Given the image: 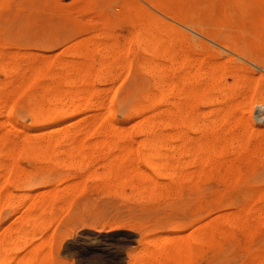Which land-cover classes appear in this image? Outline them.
<instances>
[{
  "label": "bare ground",
  "instance_id": "6f19581e",
  "mask_svg": "<svg viewBox=\"0 0 264 264\" xmlns=\"http://www.w3.org/2000/svg\"><path fill=\"white\" fill-rule=\"evenodd\" d=\"M93 1L94 0H73L69 5L73 6V10L76 15L88 18L93 16L103 18L106 22L105 25L101 24L102 27L97 29L95 27V30H92L94 32V34H92L93 37L88 38V36H86L88 39H86V37L83 40L79 38V40H75V43L71 42L72 45L66 48L60 57L55 58V60L50 61L49 57L43 54L41 55L27 52L22 54L23 61L20 65L18 59L11 63L7 62V60H5L2 56L3 51H0V75H3L4 77V80H0V118L2 116L6 118V121L0 122V212L3 209H9V218L12 221H8V225L0 223V264H57L54 250L55 231L52 229V226L54 223L57 224V222L61 219V217L60 219L57 218V213L60 212V214H62V210H67L69 212L74 201L86 192L84 178L86 179L88 177H85L84 173H82L83 176L81 175L80 171L82 168L93 170V173H91V170H89L90 172L85 173L87 174L86 176L90 175L89 180L91 182L92 179L94 181H99L107 189L117 192L119 190V193L125 191H122V189L128 188V192L145 196V199H147L146 197L159 199L166 193L167 196L170 195L171 197V193L177 191L182 192L185 190L183 189V186H178L177 181L182 184L192 182L194 178H197L198 180H209L212 179V177L214 178L217 173L220 175V172L215 173L213 170L209 169V166L212 165L211 158L214 153H212L211 157H209L203 149L199 148V150L197 149L194 153L190 151L192 148L186 149V146L189 145H186L187 141L184 139L187 137H185L187 132H182V134H180V137L182 135V149H180L182 150L181 158H190V161L187 163L183 161L178 169L172 170L167 164V150L169 148V145L167 144L168 135H164V137L162 135H157V133H161L163 130L167 131V121L164 122L163 120V122L161 121L159 124L152 123V120L150 121L148 117L145 116L146 106L145 108L142 105L141 106L143 108H135V106L128 111H122L123 119L121 121L115 120L112 102L105 104V101L103 100V95L107 93L109 94L110 90H101L102 88L99 89V86L98 89L101 90L99 91L97 86H105L108 84V81L112 82L119 79L121 77L120 72L122 70H125L124 72L127 70L128 73V70L133 68L131 67L132 61L130 60V57L132 58L135 53L137 54V49H151L149 46L152 43L154 46L157 45L158 49L161 47L165 50L167 49V44L160 40V38L157 40L156 37L153 38V36H151L158 28L156 29V24L151 22L153 19L150 21L148 19V21L143 20V23H138L139 25L136 24L137 26L135 24L132 25L133 43H136L135 46L137 49L134 50L129 46L126 50L122 51L116 45V40H113V37L111 36L112 31L108 28V25H111L113 22L122 21L131 26L130 19L133 13H131V11H133L132 9H134V7L130 10L129 8L131 7H129V5L127 6L125 2L126 7L122 9L123 4H119L121 5L119 8H121L122 11L118 12L116 17L114 16L113 18L112 16L114 14L110 16L106 11L98 12L96 3ZM131 1L135 2V0ZM144 1L165 18L168 17L175 23L182 25L190 33L200 36L204 34L206 37L209 36L208 38L211 39V42L218 45L223 50L225 49L232 53L235 52L238 57L246 59L255 64V66H260L264 70V61L258 57L259 55L256 56L255 53L253 56L248 55V53L244 50V45V48L240 45L242 44L240 41L238 42L236 39L234 40V38L231 39L230 37H225L222 32L223 30L220 28L219 29L221 31L215 30L216 26L219 27L227 24V27L235 28L239 32L253 31V23L258 21L260 22V26L264 32V0ZM98 2L100 1H97V3ZM51 4L53 3H50V5ZM27 9L28 8H26V10ZM140 10L141 9H139V11ZM60 11L62 10L60 9ZM134 11L136 15H133H135L136 19L142 18V13H137L136 10ZM30 12L32 14V11ZM51 12L52 11H50V13ZM53 14L58 16L56 11L55 13L53 12ZM53 14L52 17L57 18L53 16ZM68 15L64 13L63 16L68 17ZM217 16H222L227 19L225 21L220 20L217 22L216 19H214ZM246 16L249 18L253 17L251 18L253 22H250L251 24L245 22L246 24L243 25L244 22L240 23L238 20L242 18L247 19L248 17ZM37 17H39V15ZM236 17L239 18L237 20L238 23L237 21L232 23V19H237ZM249 18L248 21H251ZM59 19H61V17ZM64 19L66 20V18ZM64 19L62 18L61 20ZM70 19L68 21H70ZM143 19L145 18L143 17ZM211 20L212 22H210ZM213 23H215L214 26ZM53 24L54 22L52 25ZM78 29L84 32L83 35L87 31L82 28V26ZM35 33L36 36L33 37L36 40H40L45 35L44 31L42 32L40 29L36 30ZM206 33L207 35H205ZM143 34L147 35L143 36ZM58 40L59 38H55L51 43H56ZM141 52H146L148 54L147 51ZM146 53L145 55H147ZM14 56L19 55L14 54ZM96 56L100 58L99 63H96L95 61ZM117 56L122 58V61H119L118 59L120 58L117 59ZM140 60L142 59L140 58ZM191 60L190 58L187 60L188 64H193ZM165 63L166 62L163 64L164 67L162 66L163 68H161V65L160 68H157L158 66L155 65L160 79L158 80L160 81L162 88L166 86L165 84L168 80L167 66ZM183 63L182 65H184ZM202 63L203 62L199 61V59L197 60L199 69L200 65L203 66ZM134 64L135 63H133V65ZM19 68H21V72L17 73ZM134 69L136 68H133V70ZM216 71L217 68H212L211 74L209 75L200 73L201 70L195 74H192L191 71L186 72L183 77V82L178 89L179 98H188L189 96L195 94L193 93L194 91L192 93H186L185 91V86H188L191 83V80L201 81L209 77V79H214L215 81ZM112 72L115 74H111ZM222 79L225 80V78ZM234 85L235 84H233V86ZM254 87L255 86L251 87V89H254ZM108 88H111V86L106 89ZM164 91L161 92L165 93L166 91ZM238 93L240 94V92ZM161 96L163 97V94ZM21 97L26 99L21 103H23V108L28 111L30 119L28 120L27 118V120H31L32 122L31 125L28 126L18 125L17 122L10 119V112L13 106L12 104L15 100ZM146 97L147 96H145V98ZM104 99H106V101L110 100L108 97ZM255 108L262 112V108H264V97L255 103ZM177 109H179L177 111L179 116L178 114L177 116L180 117L179 119L181 120L183 119L182 115L184 116V112L186 111L183 110V107ZM136 118H139L140 120L131 123ZM154 121L155 120H153V122ZM181 122L184 123V121ZM247 123H245L244 126ZM247 126L248 130L246 132L243 130L244 133L237 137L239 140V144H237L239 145V148L237 147L239 151H245L248 147V143H250L249 138L250 133L253 131V127L249 125ZM7 127L12 128L13 132H11ZM213 127L215 130L216 128L221 130L222 135H220L219 139L221 138V140L226 142H229L230 140L231 143L233 140L232 134L235 132L232 134L230 133L231 128L226 126L225 118H222L219 124H215ZM204 130L206 129L204 128ZM134 134H136L139 138L136 139ZM231 146L234 147V145ZM258 148L259 150L264 149V139ZM139 149H141V152ZM193 150L194 149H192V151ZM139 158H142L143 162H148L149 160H159L161 161V164H149L150 172H148L140 167L137 162ZM21 159L25 162L33 163L34 167L25 171V168L19 166V160ZM188 164L196 165L197 171L188 173ZM38 165L40 166L37 167ZM57 168H62L64 171H74L70 178L61 181L64 183H62L63 185H61V183L53 184L54 176L51 172L55 171V169L58 170ZM98 191L100 194L101 190ZM117 192H115V194H118ZM123 193L126 194L125 192ZM242 196L244 197V194ZM122 198L127 200L128 197L125 198L123 196ZM142 199L144 200V197ZM261 201H263V199ZM132 202L134 201L132 200ZM155 204L157 205V203ZM207 208L209 210V217H206L207 219L205 220L198 219L197 221H193L192 224L195 227L189 231V234L184 236L175 234L170 237H165L164 235L165 239L163 240L147 239L148 241L144 243L145 248L142 252H140V256L138 255V257L133 260L130 258V260H132L130 264H237L238 259L240 258H243L244 260L239 264H264V250H261L262 247L256 248L255 244H253L247 249L245 247L241 249L240 246L243 244L239 241L240 244L236 245L237 247L240 245L238 247L240 253H238L237 257L233 256V253L229 252V248L227 247L231 244L233 245L235 241L239 239H245L247 241H251L252 243H259L262 240L261 237L263 236L261 234V229L264 227V218L262 217L264 214V208L262 206L261 209L251 211V208L249 209L248 206L244 205V208L239 211H236V207V212L229 211L231 213L218 215L219 213L217 214V211L219 206L214 200L207 206ZM173 226L174 225H171V227H169L170 231L175 230L176 226ZM236 230L242 233V237L235 236L234 231ZM88 234L95 236V233L93 232ZM86 238H88V235ZM203 245L207 246L211 250L212 257H207V259H201L200 262H196L194 260V257L196 256L195 252Z\"/></svg>",
  "mask_w": 264,
  "mask_h": 264
},
{
  "label": "rangeland",
  "instance_id": "374dc122",
  "mask_svg": "<svg viewBox=\"0 0 264 264\" xmlns=\"http://www.w3.org/2000/svg\"><path fill=\"white\" fill-rule=\"evenodd\" d=\"M13 1L15 0H0V51H3V58H5V60L10 63L18 59L21 65V62L23 61L22 54L27 52L46 55L49 57L50 61H53L55 60V58L60 57L63 51L66 48L70 47L73 42L75 43V40H79V38L83 40L86 36H88V38L93 37L92 34H94V32L92 30H95V27L96 29L100 28L106 23L105 19L103 18L94 16L88 18L76 15L73 10V6L69 5L73 0ZM97 1L100 2L97 3ZM93 2L96 3L98 12L106 11L110 16L114 14L112 16L113 18L114 16L116 17V14L118 12L122 11L121 8H119L122 4V9L126 7L125 2L127 6L129 5V7H131L129 8L130 10L134 7V9H132L133 11H131V13L133 12L132 16H134H131V19L133 18L132 20L130 19L131 26L122 21L113 22L111 25H108V28L112 31L111 36L113 37V40H116V45L122 51L126 50L129 46L134 50L137 49L135 46L136 43H133L132 25H139L141 22L143 23L144 21H148V19L149 21L153 19L151 22H154L156 24V29L158 28L152 33L151 36H153V38L156 37L157 40H159L160 38V40L164 41L167 44H165L167 46V49L165 50H163V48L161 47H159L158 49L157 45L154 46V44L152 43L149 46L151 47V49L149 47V49H137V54L135 53L132 58L130 57V60L132 61L131 67L136 69L133 70V68H130V70H128V73L127 70L126 72H124L125 70H122L120 72L121 77L115 81H112L113 83L111 81H108V84L105 86H97V89L100 86L99 89L102 88L101 90H110L109 94L106 92L107 94L103 95V100L105 101V104H109L110 102H112L113 110L115 113V120L121 121L123 119L122 111H128L135 106V108H145L146 106L145 116L148 117L150 121L152 120V123L159 124L161 123V121L163 122V120L164 122L167 121V131L161 129L163 131L159 130L161 131V133H157V135H162L163 137L164 135H168L167 144L169 145V148L167 150V156L169 160L167 159V164L169 165V167H171L172 170L178 169L183 161L185 163L190 161V158H181L182 135L180 137V134H182V132H187V134L185 135V137H187L184 139L187 141V143L185 141L186 145L189 144L190 147L188 145L186 146V149H194L193 151L192 149L190 150L192 153L197 151V149L199 150V148L203 149L209 155V157H211V154L214 153L212 154L213 159L211 158L212 165L209 166V169L213 170V172L215 173L220 172V175H218L217 173V175L214 176L216 180L213 177L209 180H198L197 178H194L192 182H186L182 184L177 181L178 186H183V189L185 190H183L182 192H173L171 193V197L170 195L167 196L166 193L159 199L153 197H146L147 199H145V196L128 192V188L122 189V191L125 190L123 192H125L126 194H124L123 192L119 193V190L117 192L111 189H107L99 181L95 180V182L92 179L91 182L89 180L90 175L86 176L87 174H85L90 172L89 170L91 169L82 168V170L80 171L81 175L83 176L82 173H84L85 177H88L86 178L87 180L82 177L84 178L86 192L74 201L73 205L71 206L72 210L68 209L70 213L67 210H64L65 213L62 210V214L58 212V215L56 214L58 216L57 218L60 219L61 217V219L57 222V224L54 223L56 227L53 225V228L52 226V229H54L55 231L54 250L55 260L57 264H130L132 260L138 257L140 252H142V250L145 248L144 243H146L148 240H163L165 239V237H170L175 234L181 236L189 234V231L195 227L192 224L193 221H197L198 219L205 220L207 219L206 217H209V210L207 206L214 200L218 203L219 206L217 211V214L219 213L218 215L239 211L244 208V205L248 206L249 209L251 208V211L261 209V206L264 208V149L259 150L258 148L261 145L262 140L264 139V108H262V112L258 111L257 108H255V103L257 101H260L264 97V70L260 66H255V64L251 63L250 61L238 57L236 55L237 53L235 52L232 53L225 49L223 50L221 47L211 42V39L208 38L209 36L206 37L204 36V34L200 36L190 33L182 25L175 23L168 17L165 18L154 8H151V6H149V4L144 0H135V2H132L131 0H94ZM23 3H25L26 5ZM50 3L53 4L50 5ZM26 8L28 9L26 10ZM60 9L62 11H60ZM139 9L141 10L139 11ZM134 10H136L137 13H142L143 16L142 18H139L140 20L136 19ZM30 11H32V14ZM50 11L52 12L50 13ZM55 11L58 16L60 14L59 17L53 14V12L55 13ZM64 13L70 15L66 17L63 16ZM52 14L57 18L52 17ZM38 15L40 18L37 17ZM60 17L61 19L66 18V20H61L59 19ZM143 17L145 19H143ZM236 18L237 19L234 20L231 18L232 23L239 19L238 17ZM248 18H242L238 21L240 23L244 22L243 25L247 22H253V20H251V18L253 17L249 18L251 21H248ZM34 19L38 21H35ZM69 19L70 21H68ZM214 19H216V21L218 22L220 20L225 21L227 18L217 16ZM212 20L210 22H212ZM131 21L133 22V24ZM53 22L54 24L52 25ZM67 23H69L70 25ZM214 24L215 23H213V26ZM253 24L255 31L253 30L239 32L235 28L227 27V24L219 27L216 26L215 30H223L222 32L225 37L227 36L231 39H236L238 42L240 41V43L242 44H239L242 45V47L244 45L245 48H243L248 53V55H259L258 57L262 61H264V32L262 27L260 26V22L255 21V23ZM81 26L82 28L87 30L84 35V32L78 29L81 28ZM38 29H40V31L42 32L44 31L45 33L44 37L40 40H36L33 37L36 36L35 32ZM146 35L147 34H143V36ZM205 35H207V33ZM55 38H59L58 42L51 43ZM88 38L86 37V39ZM141 51L149 52L148 54L145 52L147 54L145 55V53H142ZM14 54H18L19 56H14ZM118 58L120 57L117 56V59ZM140 58L142 60H140ZM189 58L190 60L192 59L191 61L193 62V64H188L187 60ZM120 59L118 60L122 61V58ZM134 59L137 60L135 61ZM198 59L199 61L203 62V66L200 65V69L198 67L199 64H197ZM99 60L100 58L96 56V63H99ZM193 60L196 61L194 62ZM164 62H166L165 64L167 66L168 80L165 84L166 86L162 88V85L159 81V76L157 74V68H160V65L161 68H163ZM133 63L135 64L133 65ZM182 63L184 65H182ZM155 65L158 67L156 68ZM212 68H217V71L215 73V81L214 79H209V77L201 81L191 80V83L188 86H185V91L186 93H192L194 91L193 93L195 94L189 96L188 98H179L178 89L183 82V77L186 72L191 71L192 74H195L200 72L201 70L200 73L209 75L211 74ZM20 69L21 68L17 70V73L21 72ZM114 72H112L111 74H115ZM144 72L146 75L144 74ZM225 76L228 78H226ZM0 77L1 81L4 80L3 75H0ZM222 78H225V80ZM233 84H235L236 86H233ZM109 86H111V88L106 89ZM253 86H255L254 89H251V87ZM161 91H164L165 93H162ZM218 91L221 92L222 95ZM238 92H240V94ZM160 93L163 94V97ZM237 93L239 96L237 95ZM145 96L147 97L145 98ZM107 97L110 100L107 99L108 101H106V99H104ZM149 98L152 99L150 100ZM17 100L14 101L15 104H12L13 106L10 112V119L17 122L18 125L21 126L31 125V120L28 121L30 119L28 111L23 108V103H21L26 99L24 97H21ZM17 104L20 108L17 106ZM15 106H17L18 108ZM181 107H183V110L186 112H184V116L182 115L183 119L180 120V117H178L179 113L177 112L179 109L177 108ZM222 118H225L226 126H228V128H231L230 130L226 127L228 130H230V133L232 134L233 132H235L234 134H232V141L234 143L232 141L230 143L229 139H231L232 137L228 139L229 142L223 141L221 140V138L219 139L220 135H222V132L217 128L215 130L213 127L215 124H219ZM136 119H134L131 123L140 120L139 118ZM153 120H155L156 122H153ZM4 121H6V118L2 116L0 118V122ZM181 121H184V123ZM209 121H212L213 123H210ZM245 123L247 124L244 126ZM247 125L253 127V131L250 133L249 138L250 143H248V147L245 151H239V145H237L239 144V140L237 139V137L248 130ZM7 128L11 132H13L12 128ZM193 128L195 129V131ZM198 128L200 129V131ZM204 128L206 130H204ZM192 131L194 132L191 133ZM134 137L136 139L139 138L138 136H136V134H134ZM231 145H234V147ZM139 151L141 152V149H139ZM137 162L139 163L141 168L145 169L148 172H150L149 164H161V161L159 160H149L148 162H143L142 158H139ZM230 163L233 165L235 163V165L233 166ZM19 166L25 168V171H28L30 168L34 167V164L25 162L23 159H21L19 160ZM39 166L40 165H38L37 167ZM70 171L71 170L64 171L62 168H60L58 170L55 169V171L51 172V174L53 173L54 176L53 184L61 183V185H63L64 183L61 181L70 178L72 173L74 172L73 170L71 172ZM92 171L93 170H91V173H93ZM194 171H197V166L188 164L187 172L192 173ZM226 179L229 181H227ZM86 182H89L88 185ZM98 190H101L100 194L98 193ZM115 192H117L119 196L118 194H115ZM103 193L106 194L104 195ZM243 194L244 197L242 196ZM123 196L125 198L128 197L127 200L123 199ZM133 197L137 200H135ZM143 197L144 200L142 199ZM261 198L263 199V201H261ZM130 199H132L134 202H132V200ZM155 203H157V205ZM236 207L237 209L235 211ZM9 214V209L1 210V224L8 225L9 222H12L9 218ZM263 215L262 217L264 218ZM171 225H174L173 227L176 226L174 231L169 230V227H171ZM90 232L95 233V236L88 234ZM86 234L88 235V238H86ZM234 234L236 237H242V233L238 230L234 231ZM261 234L263 237H261L262 240L259 243H252L251 241H247L245 239L236 240L233 245L231 244L230 246H227L229 248V252L233 253V256L237 257L238 253H240V251L238 250V247L240 245H238V247L236 246L237 244H240L239 241H241V244H243L240 246L241 249H243V247L247 249L251 245L255 244L256 248L262 247L261 250H264V227H262L261 229ZM133 254L135 257L133 256ZM195 255L194 260L196 262H200L201 259L212 257V252L207 246L203 245L195 252ZM130 258L132 260H130ZM243 260V258L238 259L237 264L241 263V261Z\"/></svg>",
  "mask_w": 264,
  "mask_h": 264
}]
</instances>
